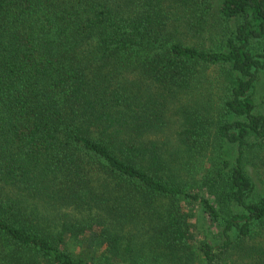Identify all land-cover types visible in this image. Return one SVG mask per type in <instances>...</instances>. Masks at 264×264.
<instances>
[{
  "label": "trees",
  "instance_id": "1",
  "mask_svg": "<svg viewBox=\"0 0 264 264\" xmlns=\"http://www.w3.org/2000/svg\"><path fill=\"white\" fill-rule=\"evenodd\" d=\"M0 264H264V0H0Z\"/></svg>",
  "mask_w": 264,
  "mask_h": 264
},
{
  "label": "rangeland",
  "instance_id": "2",
  "mask_svg": "<svg viewBox=\"0 0 264 264\" xmlns=\"http://www.w3.org/2000/svg\"><path fill=\"white\" fill-rule=\"evenodd\" d=\"M207 100V101H206ZM202 101H206L205 103H208L207 96L203 97ZM204 106H206L204 104ZM200 221L198 223V229H197V236L200 237V239L204 238L205 235L209 234L211 235V238L215 235L213 232H215L214 229H210L209 223L206 220V218L203 215H199Z\"/></svg>",
  "mask_w": 264,
  "mask_h": 264
}]
</instances>
